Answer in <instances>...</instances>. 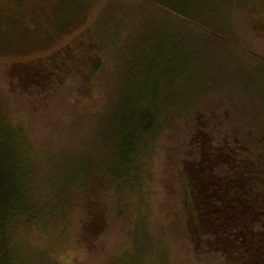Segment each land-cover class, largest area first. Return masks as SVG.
I'll list each match as a JSON object with an SVG mask.
<instances>
[{
    "label": "rangeland",
    "instance_id": "374dc122",
    "mask_svg": "<svg viewBox=\"0 0 264 264\" xmlns=\"http://www.w3.org/2000/svg\"><path fill=\"white\" fill-rule=\"evenodd\" d=\"M147 94L156 134L113 176L96 134ZM0 118L32 147L40 201L64 204L18 224L11 264H236L188 227L184 163L197 140L264 138V0H0Z\"/></svg>",
    "mask_w": 264,
    "mask_h": 264
},
{
    "label": "trees",
    "instance_id": "16d2710c",
    "mask_svg": "<svg viewBox=\"0 0 264 264\" xmlns=\"http://www.w3.org/2000/svg\"><path fill=\"white\" fill-rule=\"evenodd\" d=\"M178 90L181 92L173 89L172 101L178 97ZM153 95L147 94L143 102L127 97L96 134L97 139H102L101 143L97 140L96 150L113 154L107 170L113 176H127L135 167L143 133L147 138L156 134L159 116L157 104L150 100ZM5 121L0 122V264H11L7 249L18 224L34 222L48 213L47 217L59 215L62 204L57 201L47 206L40 201L42 183L32 154L27 153L32 147L24 132ZM213 141L197 140L198 153L184 163L182 197L187 225L196 236L217 231L224 247L234 252L236 264H264V138L241 136L237 141L224 140L216 147ZM252 145L259 151L251 154L255 147ZM91 163H87L89 167ZM85 188L92 192L88 186ZM85 200L92 211L87 227H99L104 222L101 200Z\"/></svg>",
    "mask_w": 264,
    "mask_h": 264
}]
</instances>
